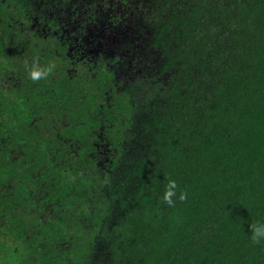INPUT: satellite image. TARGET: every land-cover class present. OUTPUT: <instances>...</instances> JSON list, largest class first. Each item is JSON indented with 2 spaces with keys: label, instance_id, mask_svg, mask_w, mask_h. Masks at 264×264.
I'll use <instances>...</instances> for the list:
<instances>
[{
  "label": "trees",
  "instance_id": "16d2710c",
  "mask_svg": "<svg viewBox=\"0 0 264 264\" xmlns=\"http://www.w3.org/2000/svg\"><path fill=\"white\" fill-rule=\"evenodd\" d=\"M264 0H0V264H264Z\"/></svg>",
  "mask_w": 264,
  "mask_h": 264
},
{
  "label": "clouds",
  "instance_id": "9594fccd",
  "mask_svg": "<svg viewBox=\"0 0 264 264\" xmlns=\"http://www.w3.org/2000/svg\"><path fill=\"white\" fill-rule=\"evenodd\" d=\"M257 237H264V225H261L254 229V239Z\"/></svg>",
  "mask_w": 264,
  "mask_h": 264
},
{
  "label": "rangeland",
  "instance_id": "374dc122",
  "mask_svg": "<svg viewBox=\"0 0 264 264\" xmlns=\"http://www.w3.org/2000/svg\"><path fill=\"white\" fill-rule=\"evenodd\" d=\"M0 241L5 243V246L12 244V240L8 237H3L1 233H0Z\"/></svg>",
  "mask_w": 264,
  "mask_h": 264
}]
</instances>
